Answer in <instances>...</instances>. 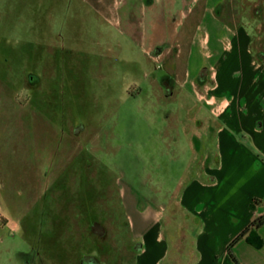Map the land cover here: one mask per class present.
Returning <instances> with one entry per match:
<instances>
[{
    "label": "rangeland",
    "instance_id": "rangeland-1",
    "mask_svg": "<svg viewBox=\"0 0 264 264\" xmlns=\"http://www.w3.org/2000/svg\"><path fill=\"white\" fill-rule=\"evenodd\" d=\"M185 10L0 0V264L136 263L124 188L168 208L197 173L195 99L157 51Z\"/></svg>",
    "mask_w": 264,
    "mask_h": 264
},
{
    "label": "crops",
    "instance_id": "crops-1",
    "mask_svg": "<svg viewBox=\"0 0 264 264\" xmlns=\"http://www.w3.org/2000/svg\"><path fill=\"white\" fill-rule=\"evenodd\" d=\"M183 2L181 40L157 51L183 67L166 96L195 99L197 173L168 208L124 188L135 264H264V226L229 256L264 214V0Z\"/></svg>",
    "mask_w": 264,
    "mask_h": 264
},
{
    "label": "trees",
    "instance_id": "trees-1",
    "mask_svg": "<svg viewBox=\"0 0 264 264\" xmlns=\"http://www.w3.org/2000/svg\"><path fill=\"white\" fill-rule=\"evenodd\" d=\"M261 202L260 199L255 198L252 200L250 207L252 209H255V207ZM262 226H264V214L255 218L251 224L244 230L242 231V233L236 238L234 239L230 244H229V256L231 258L232 254H231V250L233 248V246L236 244V242L238 240H240L241 238L246 237L247 240H249L252 244H254L255 246H260L262 244V239L258 236L257 232L259 230V228H261ZM249 236V237H248ZM234 261L236 264H238L237 260L234 258Z\"/></svg>",
    "mask_w": 264,
    "mask_h": 264
}]
</instances>
